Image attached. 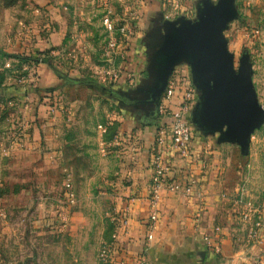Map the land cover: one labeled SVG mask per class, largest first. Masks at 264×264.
I'll return each mask as SVG.
<instances>
[{"label": "rangeland", "instance_id": "rangeland-1", "mask_svg": "<svg viewBox=\"0 0 264 264\" xmlns=\"http://www.w3.org/2000/svg\"><path fill=\"white\" fill-rule=\"evenodd\" d=\"M131 2L0 0V44L13 48H0V180L26 176L24 170L10 169L6 159L8 153L3 151L20 143L22 135L28 132L23 119L30 112L31 103L36 104L34 110L49 113L46 115L52 123L57 114L51 127L60 132L62 126L65 127V143L58 150H49L50 177L42 198L45 208L55 214L54 221L44 228L55 226L59 230L47 236V240L57 244L58 248L55 247L51 254H57L63 260L61 264H104L102 252L114 241L119 228L116 202L112 197L119 192L120 184L116 185V181L121 172L119 161L123 152L121 141L114 135L115 124L106 127L105 109L110 103L113 107L120 105V96L131 100L144 98L136 92L139 87L126 92L113 87L119 74L117 66L124 56L123 49L133 35L130 27L125 36L116 28L123 24L135 26L131 23L135 18ZM231 8L233 13L222 36L233 55L234 69L248 68L257 101L263 106L264 0H231ZM105 17L118 20L113 31L105 27ZM113 42L115 44L111 45ZM40 66L50 71L55 84L41 87L44 78ZM149 66L150 62L147 76ZM175 66L169 77L174 75L173 79L178 81V92L192 88L196 104L200 93L193 82L190 65L181 61ZM105 88L119 96L108 94ZM166 96L164 91L156 107L134 105L128 108H141L146 120L152 122L155 118L162 123L159 105ZM194 107L188 120L191 126H198ZM38 128L41 130V124ZM224 143L235 147L227 160L232 170L234 168L232 173L239 171V195L243 201L261 206L264 203V121L250 132L245 148L238 142ZM66 179L72 184L73 202L65 196L63 183ZM25 182L1 185L0 198L9 190L20 193V189H26V184H33L34 193H37V183ZM12 203L10 199H0L1 208L2 204L12 206ZM16 208L11 214H0V218L5 220L8 215L18 224L14 228H30L24 218L31 209Z\"/></svg>", "mask_w": 264, "mask_h": 264}, {"label": "crops", "instance_id": "crops-1", "mask_svg": "<svg viewBox=\"0 0 264 264\" xmlns=\"http://www.w3.org/2000/svg\"><path fill=\"white\" fill-rule=\"evenodd\" d=\"M201 1L132 0L135 18L131 23L135 26L117 66L119 74L114 89L126 92L146 83L147 66L159 36L163 35V24L179 19L196 20ZM1 47L13 49L9 44H0ZM40 68L44 78L41 87L55 84L50 71ZM119 102L120 105L113 107L110 103L105 109L106 127L115 124L114 135L121 141L123 152L116 181V185L120 184L119 192L112 197L120 223L116 238L109 246V264H264V230L254 227V220L245 223L239 215V171L232 173L234 168L227 160L235 147L221 141L218 132L204 134L190 124L189 156L182 158L176 150H171L163 158L170 162L173 178L185 183L190 175L197 180V186L191 194L161 189L159 200L151 202L149 162L154 154L151 149L158 133V120L149 122L141 108L130 109L129 105ZM34 104L31 103V110L23 119L28 132L22 135L20 143L3 151L8 153L10 169L24 170L26 176L11 178L13 182L8 181L10 178L1 179L0 186L31 180L37 183L38 190L34 193L35 186L26 184L20 193L9 190L0 198L14 202L12 206L2 204L0 214H11L15 207L31 209L24 218L30 228H14L18 224L8 215L5 220L0 218L2 264L63 263L57 254H51L58 246L47 238L59 230L55 226L44 228L54 221L55 214L45 208L42 191L49 183V150L64 147L66 130L64 126L61 132L53 129L51 125L58 115L52 123L49 113L34 110ZM153 211L156 219L150 221Z\"/></svg>", "mask_w": 264, "mask_h": 264}, {"label": "water", "instance_id": "water-1", "mask_svg": "<svg viewBox=\"0 0 264 264\" xmlns=\"http://www.w3.org/2000/svg\"><path fill=\"white\" fill-rule=\"evenodd\" d=\"M232 13L231 0H202L196 20L165 22L150 58L148 79L136 90L144 98L120 96L119 100L129 106L156 107L174 66L185 61L200 93L193 109L197 127L204 134L218 132L221 141L245 148L250 132L264 121V105L257 101L248 68L234 69L233 55L223 39Z\"/></svg>", "mask_w": 264, "mask_h": 264}, {"label": "built area", "instance_id": "built-area-1", "mask_svg": "<svg viewBox=\"0 0 264 264\" xmlns=\"http://www.w3.org/2000/svg\"><path fill=\"white\" fill-rule=\"evenodd\" d=\"M117 23L118 20L116 19L104 18V25L109 31H113ZM129 27L131 28L129 30L131 34L133 27L126 24L116 29L122 36H125V32ZM114 44L115 42L111 45ZM173 77L174 75L168 78L165 88L167 96L165 100H161L159 105V111L163 118L162 123L158 122V133L151 149L152 153L154 152L153 158L149 162V167L152 172L150 177L151 202L159 200V192L161 189L167 188L171 191L182 190L185 194H191L198 183L197 180L190 175L185 179V183L173 178L171 164L163 158V154L171 150H176L182 158L188 157V146L191 140V129L188 116L195 105V93L192 88L178 92L180 91L179 83L177 80H174ZM63 186L66 199L69 202H73L75 194L70 180H64ZM237 201L240 207L239 215L241 220L244 222H249L250 220V222H252L254 220L253 226L257 227V229L264 230V228H262L264 227V215L262 213L264 203L261 206H254L251 201H243L241 196H239ZM155 219L156 212L153 211L149 215V220L154 221ZM255 229L256 228L253 229V232ZM110 253V247L102 252L101 256L103 257L104 264L110 263Z\"/></svg>", "mask_w": 264, "mask_h": 264}]
</instances>
